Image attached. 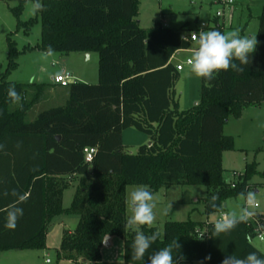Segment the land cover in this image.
Masks as SVG:
<instances>
[{"label": "trees", "instance_id": "trees-1", "mask_svg": "<svg viewBox=\"0 0 264 264\" xmlns=\"http://www.w3.org/2000/svg\"><path fill=\"white\" fill-rule=\"evenodd\" d=\"M28 1L37 2L18 0L12 8L16 32L29 33L40 16L41 41L20 51L8 35L7 67L0 72V251L45 249L54 217L78 214L75 230L63 234L57 249L60 259L77 262L82 256L94 264H148L147 255L143 262L131 260L134 233L123 227L128 186L147 184L155 193L171 185H204L207 217L223 211L229 198L256 187L251 184L259 173L255 161L234 171V186L225 179L223 153L236 147L223 128L231 118L239 119L246 107L264 103V6L251 64L242 66L243 72L221 70L209 82L201 78L199 103L179 111L172 91L180 71L171 58L192 45L185 27H141L140 0H39L43 8L36 10L38 16L23 21ZM205 30L225 33V25L215 16ZM49 47L51 52H97L99 79L95 84H67L65 104L28 120V111L53 85L8 77L21 53L48 52ZM11 84L22 95L16 106L8 97ZM128 128L146 133L151 143L136 154L126 152L123 132ZM88 147L96 148L92 162L86 161ZM73 176L79 183L70 207L64 208L67 177ZM214 195L218 211L211 207ZM17 207L23 215L15 229L5 228L8 212ZM255 218L264 224V214ZM212 225L189 217L166 221L163 233L154 226L141 227L146 235L160 234L149 255L177 240L184 256L180 264H221L233 253L241 258L252 251L264 255L252 244L249 220L220 237L211 236ZM205 227L208 238L200 239L197 231ZM107 233L124 241V262L103 260L101 239Z\"/></svg>", "mask_w": 264, "mask_h": 264}, {"label": "rangeland", "instance_id": "rangeland-1", "mask_svg": "<svg viewBox=\"0 0 264 264\" xmlns=\"http://www.w3.org/2000/svg\"><path fill=\"white\" fill-rule=\"evenodd\" d=\"M140 10L137 20L141 27L149 29L158 27L159 23L172 28L185 27L184 33L208 27L213 24L216 16L220 22L230 26L233 20V28L226 30V34L232 31H239L241 36H257L259 30V16L264 6V0H234L230 5H223L218 0H140ZM33 1H28L21 14V20L27 21L38 16L34 10ZM18 5V0H0V72H4L7 67L8 35L16 40L18 49L22 51L26 46H36L41 41V19L31 28L29 33L23 29L16 32L17 17L13 14L12 8ZM233 15V19L231 18ZM248 28L243 32L245 23ZM92 58L87 59V54L82 52H51L39 49L26 50L18 58V67L9 75L8 80L19 83H50L53 87L46 92L44 98L28 111V120H33L41 111L65 104L62 98L69 96V89L66 85L57 84L54 78L58 75L70 74L73 77L83 75L91 80V76L98 73L99 55L97 52L91 53ZM192 53L182 52L176 56V61L184 64V69L180 71V76L176 81V93L179 101L178 109H188L195 106L200 99L201 78L196 77L190 70V65H186V59ZM74 80L72 81V83ZM16 106V104H14ZM227 136L234 138V151L224 154L223 167L224 177L232 183L237 178L233 171L241 172L246 162L255 161L259 173L256 174L251 184L257 186V211H264V103L248 106L243 110L239 119L231 118L223 128ZM145 139V142H144ZM124 150L136 154L140 146L149 142V135L138 131L135 128L124 130L123 133ZM144 143V144H143ZM167 188V189H166ZM255 191L254 189H251ZM74 194V187H70L65 193L64 205L70 206ZM208 194V188L204 185H171L162 189L157 195V219L154 227L163 233L166 221H185L189 217L192 220L207 218L205 214L204 198ZM227 207L222 212L239 214L244 201L239 197H231L226 201ZM167 215L162 214V210L169 208ZM219 213L211 215L216 218ZM127 215L129 213L127 212ZM61 218H68L67 215L55 219L49 228L47 237V247L45 249H25V250H3L0 251V264H94L86 261L82 256H78V261L60 259L57 255L62 241V235L69 227L76 228L75 222L71 221L68 226L59 224ZM210 221V220H209ZM252 244L264 252V240L257 238L252 240ZM114 257L122 256V248L119 244L110 248ZM106 259L108 255L104 253ZM50 260L48 263L46 260ZM195 264H205L196 262Z\"/></svg>", "mask_w": 264, "mask_h": 264}, {"label": "clouds", "instance_id": "clouds-1", "mask_svg": "<svg viewBox=\"0 0 264 264\" xmlns=\"http://www.w3.org/2000/svg\"><path fill=\"white\" fill-rule=\"evenodd\" d=\"M33 8L42 10L43 5L37 0ZM192 38L198 42V46L188 60V64L191 72L196 77L203 78L205 82L215 79L221 70L243 72L242 66L251 64L252 54L259 43L257 36H241L238 30L225 34L219 30L202 29L199 32H193ZM51 51V47H49L48 53L51 54ZM236 61H239V64ZM8 97L14 104H19L22 100V95L16 90L14 84L9 85ZM239 197L244 201V205L237 214L218 211L219 207L215 203L218 196H212L211 207L219 212V218L212 225V237L231 233L240 223L246 222L253 215L251 210L257 207L256 191H242L239 193ZM125 205L129 215H127L123 227L125 231L134 233L130 245L131 260L143 262L147 255L148 264H180L184 256L179 252L181 246L177 240L168 246L159 248L150 255L148 254L149 249L160 236L158 232L146 235L141 227L151 226L157 219V197L151 187L147 184L130 186L126 192ZM170 208L171 206L163 209L162 214L167 215ZM22 215L23 210L19 207L9 211L4 227L15 229L17 221ZM109 240L110 236L107 233L101 242L107 246ZM210 258L206 257V259ZM221 264H264V255L252 251L241 258L233 253L227 255Z\"/></svg>", "mask_w": 264, "mask_h": 264}, {"label": "crops", "instance_id": "crops-1", "mask_svg": "<svg viewBox=\"0 0 264 264\" xmlns=\"http://www.w3.org/2000/svg\"><path fill=\"white\" fill-rule=\"evenodd\" d=\"M140 4H141V1H140ZM232 19H233V15H232V17H231ZM160 25H162L161 23H159ZM248 24L249 23H245V25H244V27L242 28L243 29V32H245L246 31V29L248 28ZM163 26H165V25H163ZM168 27V26H167ZM204 28H206L205 26L204 27H202V28H200V29H198V30H192V31H197V32H199L200 30H204ZM232 29L233 28V20H232V23H231V25L230 26H227L226 28H225V34H226V30H228V29ZM191 31V32H192ZM190 32V33H191ZM190 33H187V35H189ZM186 34V33H185ZM197 46H198V42L197 41H192V45H191V47L189 48V49H185V50H180V51H178L177 53H175L174 55H173V57L171 58V62L172 63H174L175 65H177L178 63H180V62H178V61H176V56L178 55V54H180V53H182V52H190V53H193L194 52V50L197 48ZM93 53V52H92ZM85 54H87V59L88 60H90L91 58H92V55H91V53H85ZM188 58H191V57H188ZM91 80H89V79H87V77H84L83 75H78V77H74V82H77V81H79V82H84V83H90V84H95V83H97L98 82V79H99V76H98V73H97V75L94 77V76H91ZM176 84H175V86H174V88H173V91H172V94H173V97H174V101L175 102H177L178 103V105H179V101H178V98H177V93H176ZM63 100H66L67 101V99H68V97H67V95H65L63 98H62ZM199 103V102H198ZM197 104V103H196ZM195 104V105H196ZM183 110H186V109H183ZM179 111H182V110H179ZM129 129V128H128ZM127 130V129H126ZM224 131V130H223ZM124 133V132H123ZM144 142H145V139H144ZM151 143V140H150V137H149V142L147 143V144H150ZM123 144H124V141H123ZM144 144V143H143ZM236 149V148H235ZM231 151H234V150H231ZM227 152H230V151H225L224 153H223V159H224V154L225 153H227ZM247 163V162H246ZM246 165V164H245ZM224 168V167H223ZM245 168V167H244ZM244 170V169H243ZM242 170V171H243ZM234 172V171H233ZM67 178H69V181H70V185H69V187L64 191V193H63V206H64V208H69L70 206H66V205H64V203H65V193L67 192V190L70 188V187H74V194H73V197H74V195H75V192H76V188H77V185H78V183H79V177L78 176H73L72 178L71 177H67ZM130 186H132V185H130ZM130 186H128L127 187V189H126V192H127V190L130 188ZM165 187H163V188H161L159 191H157V192H155V194L157 195L162 189H164ZM167 189V188H166ZM252 189H257V186L256 187H253ZM256 192H258V190H255ZM72 201H73V198H72ZM72 203V202H71ZM157 203H160V201L159 200H157ZM225 207H227V205L225 204ZM128 212V211H127ZM256 213H258V214H264V211L263 210H259V211H256ZM64 215H67L68 216V218H59L60 220H58L59 221V224L60 225H62V226H68V225H70L71 224V221H73V222H75L74 224H76V222H79V219H80V216L78 215V214H61V215H58V216H56V217H54V219L52 220V222L50 223V225H49V228H50V226L52 225V223H53V221L55 220V219H57L58 217H60V216H64ZM215 218H211V216L210 217H207V218H205V219H200V220H195V221H209V220H214ZM78 224V223H77ZM77 226V225H76ZM74 231V228L73 227H69V232H73ZM48 234H49V229H48V233H47V237H48ZM62 237H63V235H62ZM47 241V240H46ZM116 244H119L120 246H121V248H122V256H119L118 258L117 257H114V254H113V252L111 251V247H113V245H116ZM46 247H47V243H46ZM101 251H102V256H103V260L104 261H106V262H109V263H122V262H124V241L121 239V238H119V237H113V236H110V240L108 241V243H107V246H105V244L103 245V247H102V249H101ZM104 253H106L109 257H108V259H106V257L104 256ZM50 263V262H49ZM203 263H205V262H203ZM206 264V263H205Z\"/></svg>", "mask_w": 264, "mask_h": 264}, {"label": "built area", "instance_id": "built-area-1", "mask_svg": "<svg viewBox=\"0 0 264 264\" xmlns=\"http://www.w3.org/2000/svg\"><path fill=\"white\" fill-rule=\"evenodd\" d=\"M219 2H222L223 5H230L232 3H234V0H218ZM205 30V28H204ZM193 32H197V31H192L189 36L191 38L192 41H196L192 38V33ZM190 58H187L186 59V65H189L188 64V60ZM178 71H182L184 69V64L182 63H178L176 65ZM74 80V77L70 74H63V75H58L54 78V82L57 83V84H61V85H67V84H70L72 83V81ZM96 152V148L95 147H88V148H85V154H86V161L87 162H92L93 161V158H94V154ZM232 186H234V183H232ZM259 207V205L257 204V207H255L254 209H252L251 211L253 212V215H251L248 220L250 222L253 223V228H254V235H253V239L257 238L259 240H264V224L257 220L255 218L256 216V211H257V208ZM226 213V212H224ZM219 218V214L218 216L214 219V220H210V221H207V224L209 223H212L214 224V222ZM197 234H198V237L200 239H207L208 238V230L207 228H203V229H198L197 231ZM203 236V238H202ZM48 263L50 262V260H46Z\"/></svg>", "mask_w": 264, "mask_h": 264}, {"label": "water", "instance_id": "water-1", "mask_svg": "<svg viewBox=\"0 0 264 264\" xmlns=\"http://www.w3.org/2000/svg\"><path fill=\"white\" fill-rule=\"evenodd\" d=\"M197 104H198V103H197ZM197 104H196V105H197Z\"/></svg>", "mask_w": 264, "mask_h": 264}]
</instances>
